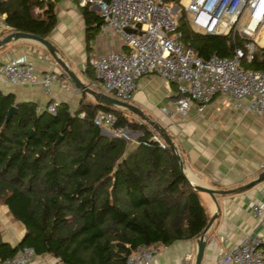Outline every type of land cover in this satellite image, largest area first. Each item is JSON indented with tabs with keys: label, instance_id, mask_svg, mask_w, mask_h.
I'll use <instances>...</instances> for the list:
<instances>
[{
	"label": "trees",
	"instance_id": "obj_1",
	"mask_svg": "<svg viewBox=\"0 0 264 264\" xmlns=\"http://www.w3.org/2000/svg\"><path fill=\"white\" fill-rule=\"evenodd\" d=\"M88 7H79L87 50L100 24ZM2 14L11 30L46 39L55 22V0H0ZM176 31L179 41L203 59L212 52L231 56L244 41L233 33H195L182 13ZM241 65L264 69L263 52L255 49ZM86 71L94 78L89 64ZM11 105L15 111L5 121ZM98 110L112 113L115 126L138 135L125 140L102 134L92 123ZM153 134L125 110L84 97L72 112L58 103L51 114L0 91V205L24 229L14 246L0 240V260L27 245L34 255H50L60 264H124L138 245L196 239L208 221L199 192L171 149L160 147Z\"/></svg>",
	"mask_w": 264,
	"mask_h": 264
},
{
	"label": "built area",
	"instance_id": "obj_2",
	"mask_svg": "<svg viewBox=\"0 0 264 264\" xmlns=\"http://www.w3.org/2000/svg\"><path fill=\"white\" fill-rule=\"evenodd\" d=\"M70 1L79 7H92L100 18V30L112 32L122 42V48L116 51L89 57L87 64L94 72L89 88L129 102L138 78L151 73L165 84H174L176 113L185 114L191 102L201 111L217 96L222 106L230 105L264 120V69L241 65L242 60H251L255 49L264 54V0ZM181 13L193 32L217 36L233 33L244 39L242 46H235L231 56L214 52L204 59L196 56L178 39L176 23ZM42 57L50 58L47 53ZM0 76L11 85L38 83L45 93L65 78L53 70L37 73L31 63L14 59L0 62ZM58 103L51 99L44 108L54 114ZM162 111L168 114L166 108ZM114 122L115 117L108 111L98 110L92 118L105 135L125 140L138 135ZM151 139L160 147L165 146L158 134ZM249 211L262 217L261 230L245 234L229 251L220 250L215 264H264V204L251 202ZM213 243L212 237L206 238V245ZM32 254L31 247L22 245L13 255L1 259L0 264H29ZM155 254V247L138 245L126 256L124 264H150Z\"/></svg>",
	"mask_w": 264,
	"mask_h": 264
},
{
	"label": "crops",
	"instance_id": "obj_3",
	"mask_svg": "<svg viewBox=\"0 0 264 264\" xmlns=\"http://www.w3.org/2000/svg\"><path fill=\"white\" fill-rule=\"evenodd\" d=\"M88 9L94 11L92 7ZM3 17L0 15V38L11 31L5 28ZM84 27L79 6L70 0H55V22L46 40L75 77L88 85L94 80L86 71L89 57L116 51L122 48V42L112 32L99 28L88 41L87 50ZM44 53L47 52L40 44L28 39L10 41L0 47V62L9 59L29 62L37 73L53 70L65 76L52 84L48 93L38 83L11 85L0 76V91L11 93L14 102L32 101L39 109L51 99L64 103L71 112L82 97L94 102L89 94L77 90L51 57L43 59ZM175 97L174 84H165L149 73L138 78L129 102L165 129L182 160L186 180L214 189H231L251 182L243 190L215 195L216 204L207 194L199 192L208 218L214 216L205 232V238L212 237L214 243L205 246L200 264H215L220 250L229 251L242 236L257 233L263 226L262 217L250 213L249 203L264 204V174L259 177L264 171V120L230 105L222 106L217 96L201 111L191 102L185 114L176 113ZM23 231L21 223L11 220L6 207L0 205V240L14 246ZM155 248L150 264H193L195 239H181ZM29 264L60 263L47 254H32Z\"/></svg>",
	"mask_w": 264,
	"mask_h": 264
},
{
	"label": "water",
	"instance_id": "obj_4",
	"mask_svg": "<svg viewBox=\"0 0 264 264\" xmlns=\"http://www.w3.org/2000/svg\"><path fill=\"white\" fill-rule=\"evenodd\" d=\"M18 39H28V40H31V41H34L40 44L46 50L49 56L57 63V65L61 68V70L65 73V75L71 80V82L74 85H76L82 92L89 94L93 98L95 103L104 105V106H111V107L121 109V110H125L126 112L133 114L139 120L146 123L152 130H154L159 135V137L163 140V142L171 149V151L173 152L174 156L176 157L178 161L179 169L181 173L183 174L182 160L178 154V151L175 145L173 144V142L171 141V139L169 138V136L167 135V133L165 132V129L159 123H157L154 120H151L149 116L144 114L138 107L134 106L130 102L122 101L109 94L93 90L89 88L87 84L78 80L75 77V75L67 68L64 62L61 60V58L58 56L55 47L49 41H47L46 39L42 37H39L31 33H27V32H19V31L12 30L10 32H7L3 36H1L0 47H2L7 42L16 41ZM14 111H15V106L11 105L7 109L5 121L8 120V118ZM29 133H31V131ZM263 174H264V171L260 174L259 177H261ZM188 183L191 185V187L194 190L207 194L209 198L212 200V202L216 204L215 195L229 194L237 190H243L251 182L244 184V185H240L236 188H231V189H214V188H211L199 182L191 183L188 181ZM213 218H214L213 215L208 218V221L206 225L204 226L203 230L198 235V237L195 239V253H194V258H193V264L201 263L203 251L206 246L205 232L208 226L210 225V223L212 222Z\"/></svg>",
	"mask_w": 264,
	"mask_h": 264
},
{
	"label": "rangeland",
	"instance_id": "obj_5",
	"mask_svg": "<svg viewBox=\"0 0 264 264\" xmlns=\"http://www.w3.org/2000/svg\"><path fill=\"white\" fill-rule=\"evenodd\" d=\"M131 116H133V117H131V118H135V119H138L137 117H135L134 115H131Z\"/></svg>",
	"mask_w": 264,
	"mask_h": 264
}]
</instances>
